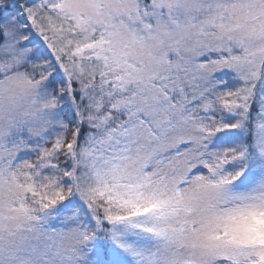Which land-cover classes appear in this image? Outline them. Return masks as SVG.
<instances>
[{"label": "snow or ice", "instance_id": "6c2138e0", "mask_svg": "<svg viewBox=\"0 0 264 264\" xmlns=\"http://www.w3.org/2000/svg\"><path fill=\"white\" fill-rule=\"evenodd\" d=\"M0 264H264V0H0Z\"/></svg>", "mask_w": 264, "mask_h": 264}]
</instances>
